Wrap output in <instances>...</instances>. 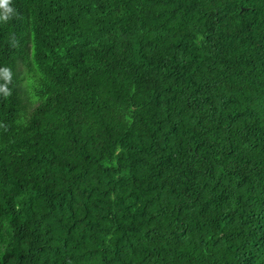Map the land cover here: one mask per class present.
Returning <instances> with one entry per match:
<instances>
[{
    "label": "trees",
    "instance_id": "16d2710c",
    "mask_svg": "<svg viewBox=\"0 0 264 264\" xmlns=\"http://www.w3.org/2000/svg\"><path fill=\"white\" fill-rule=\"evenodd\" d=\"M8 6L0 264H264V0Z\"/></svg>",
    "mask_w": 264,
    "mask_h": 264
},
{
    "label": "clouds",
    "instance_id": "9594fccd",
    "mask_svg": "<svg viewBox=\"0 0 264 264\" xmlns=\"http://www.w3.org/2000/svg\"><path fill=\"white\" fill-rule=\"evenodd\" d=\"M10 0H0V9H2V13H0V20L6 21L9 18V14L12 13L13 9L8 5Z\"/></svg>",
    "mask_w": 264,
    "mask_h": 264
}]
</instances>
